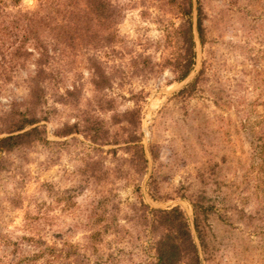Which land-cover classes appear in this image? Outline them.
I'll use <instances>...</instances> for the list:
<instances>
[{
	"label": "rangeland",
	"instance_id": "374dc122",
	"mask_svg": "<svg viewBox=\"0 0 264 264\" xmlns=\"http://www.w3.org/2000/svg\"><path fill=\"white\" fill-rule=\"evenodd\" d=\"M114 1L125 9L113 50L67 59L66 75L45 84L39 115L46 139L12 153L0 172L1 224L8 232L20 225L27 201L52 204L55 231H70L67 240L76 242L105 229L102 243L130 264L149 253L139 202L179 206L196 243L202 239V264H264V0H193L192 21L199 6L204 39L194 37V65L180 81L173 65L184 50L178 29L185 17L162 1ZM91 54L110 76L103 90L91 82ZM31 69L0 76V112L27 98ZM73 87L76 106L55 102L54 91ZM133 109L138 125L125 114ZM81 111L101 128L57 135ZM135 139L146 154L143 173L125 149ZM199 194L211 208L197 240L192 203ZM14 195L23 197L22 208L10 206Z\"/></svg>",
	"mask_w": 264,
	"mask_h": 264
},
{
	"label": "trees",
	"instance_id": "16d2710c",
	"mask_svg": "<svg viewBox=\"0 0 264 264\" xmlns=\"http://www.w3.org/2000/svg\"><path fill=\"white\" fill-rule=\"evenodd\" d=\"M21 1L0 0V76L13 77L27 65L33 67L28 75L27 98L11 101L8 109L0 112V172L10 166L9 156L12 153H18L46 139L45 127L40 123L42 119L39 115L45 102V84L50 83L54 77L66 75L67 70L62 66L69 57L79 53L87 54L92 49L113 50L118 40L116 26L121 22L125 9V4L114 0H38L32 9L23 8ZM141 1L165 2L185 17L178 29L184 50L173 65L177 80L185 79L195 60L194 28L199 40L204 39L201 8H196V21L193 25L192 0ZM87 61L91 67L93 86L103 90L110 76L94 54L88 55ZM76 91V87L65 88L63 93L54 91L55 102L76 106ZM71 99L72 102L69 101ZM100 108L111 110L112 105ZM88 114L87 111H81L79 121L66 124L57 135L67 136L75 132L89 135L92 129L97 132L101 126ZM125 114L135 115L136 123L139 124V109ZM90 139L97 142L100 137L91 135ZM134 142L125 149L131 152L129 159L135 164L136 172L143 173L146 154L139 139ZM102 143L108 141L105 139ZM95 162L92 161L91 165ZM91 168L98 170L95 166ZM97 179L102 180L99 176ZM50 188L49 185L47 189ZM204 201L205 194H199L197 205L192 203L197 240L201 238L203 217L211 208ZM8 202L11 207L20 209L24 199L14 195ZM42 204L27 201L21 224L11 232L6 231L0 221V264H122L102 243V231L105 229H93L87 235H82L81 240L70 242L67 240L70 231H55L53 217L50 215L52 204ZM136 212L138 223L149 234V253L144 259L130 264H202V239L196 243L181 207H151L140 201ZM93 226L90 225V228ZM117 226L116 223L114 228Z\"/></svg>",
	"mask_w": 264,
	"mask_h": 264
},
{
	"label": "water",
	"instance_id": "95a60500",
	"mask_svg": "<svg viewBox=\"0 0 264 264\" xmlns=\"http://www.w3.org/2000/svg\"><path fill=\"white\" fill-rule=\"evenodd\" d=\"M192 3H193V10H195V4H194V1L192 0ZM193 25H195V22H194V24ZM197 37L198 38V36H197V32H196V30H195V28H194V37Z\"/></svg>",
	"mask_w": 264,
	"mask_h": 264
}]
</instances>
